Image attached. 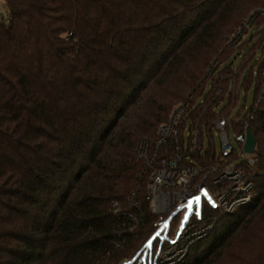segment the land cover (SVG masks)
<instances>
[{"label":"trees","instance_id":"16d2710c","mask_svg":"<svg viewBox=\"0 0 264 264\" xmlns=\"http://www.w3.org/2000/svg\"><path fill=\"white\" fill-rule=\"evenodd\" d=\"M3 2L10 19L0 14V264H105L119 238L133 244L131 258L151 231L136 245L110 205L129 209L144 181L136 141L152 140L206 77L240 71L230 55L250 42L235 49L225 38L264 0ZM253 45L242 68L254 60ZM262 50L243 84L253 81L259 98L250 123L258 156L252 202L224 214L179 264H264ZM134 199L147 209L143 190Z\"/></svg>","mask_w":264,"mask_h":264},{"label":"built area","instance_id":"2783aa9c","mask_svg":"<svg viewBox=\"0 0 264 264\" xmlns=\"http://www.w3.org/2000/svg\"><path fill=\"white\" fill-rule=\"evenodd\" d=\"M1 15L8 24L10 16L7 12ZM260 59L261 54L254 58L256 69ZM212 69L213 65L208 71L213 73ZM237 99V82L231 79V72L207 78L187 100L171 110L167 120L159 125L155 139H141L136 143L137 159L142 164L144 177L138 187L144 191L149 212L157 215L153 223L156 229L149 239L159 232L157 238L167 239L173 246L181 237L188 236L186 244H190L205 236L209 226L198 225L197 217L188 225L184 218L182 225L178 226L180 214L190 217L194 213L186 205L195 196L201 195L202 190L207 191L209 197L201 196L202 205L199 204V207L206 205L211 210L232 213L251 204L255 177L258 176V156L255 147L248 152L244 145L246 130L254 119L253 103H257L259 98H253L248 107L243 106L235 114ZM215 135L219 137V148L215 145ZM232 139L239 146V152ZM129 201L135 203L132 210L122 209L115 200L111 201L110 206L113 216L123 219L122 225L126 229L136 228L143 215V205L132 198ZM195 207L193 205V209ZM177 219L176 232L171 236L165 235L170 223ZM184 225V229H181ZM145 244L142 260L148 251ZM186 249H172L168 259L164 260L181 261ZM129 261L126 259L122 263Z\"/></svg>","mask_w":264,"mask_h":264},{"label":"rangeland","instance_id":"374dc122","mask_svg":"<svg viewBox=\"0 0 264 264\" xmlns=\"http://www.w3.org/2000/svg\"><path fill=\"white\" fill-rule=\"evenodd\" d=\"M3 3H4L3 0H0V13L1 14L5 13L7 10ZM233 39H234V41H233ZM246 42H250L248 47H245L242 51L236 50L235 52L231 53V55H230V61H231L232 67L240 69L239 72L232 70V73H231V79H233L235 82H237V89H238V99L236 101L235 114L238 113V110L242 109L243 106L248 107L252 103L253 98H254V88H255L254 82L250 81V84L245 86V87L243 84L245 82L246 76L249 74V72L251 70V65L255 64V61L252 59L247 64V66H245L243 68L241 67V64H242V59L244 62L247 59V57H245V56L243 57V55L248 51V49L250 47H252L253 44H254L253 48L257 49L256 55L254 56V58L256 56L258 57L261 53V49L264 48V5L257 6V7H254L253 9H251L244 16V18L242 19V22L237 26L236 30L233 33L229 34L225 38L224 45H226V47L228 46L229 48L234 47L235 49H238L241 44H245ZM254 49H253V51H254ZM262 51H264V50H262ZM233 56H234V58H232ZM255 73H256V66H255V69L252 70V75L254 76ZM238 77H239V80L237 81ZM207 78L208 77H206L204 80H206ZM190 94H192V91L189 93V95L185 99H183L180 102L175 103L171 107V109L168 113V116H169L171 110L175 106H177L178 104L187 100L189 98ZM168 116H167V118H168ZM167 118H166V120H167ZM159 125H158V127H159ZM158 127H157V129H158ZM156 133H157V130H156ZM155 137H156V135H155ZM155 137L153 139H155ZM141 139H148V138H140L136 141V143ZM214 139H215V145H217V148H219V137L217 135H215ZM136 143H135V146H136ZM232 144L237 148V152H239V146L234 143L233 139H232ZM135 151H136V148H135ZM136 157H137V154H136ZM138 191H139V187L137 184L136 187L130 192V197L128 198V200L130 198L135 200L134 197L136 198ZM115 201H117V200H115ZM119 204L121 206V203H119ZM133 204H135V203L128 201L127 208H129V210H132L134 208ZM201 205H202V203L200 204V206ZM238 209H236L235 211H237ZM149 210H150L149 207L147 209L142 207L141 211L143 212V215L140 216L142 218V220L139 222L138 226L136 228L134 227L131 229H126V228L124 229V231L134 233L133 234V236H134L133 242H135L136 245L138 243H140V241H142L147 236V234L151 231V233L147 237V240H148L152 236L154 230L156 229V226H154L153 223L157 220V215L153 216L149 212ZM235 211H233L232 213H234ZM199 213H200L199 216H197L195 214V212L192 213V215H190V217L187 216L188 218H187L186 225L194 222V220L197 217V218H199L198 221L196 222L198 225L200 224V226H207V227L209 226L208 230L206 231L207 233L205 234V236H203L202 238L199 239V240H201V239L206 238L208 236L210 231L213 230L215 222L220 220V218H222L223 215L226 213H223V211L218 210V209L211 210L210 208H207L206 205H205V207L204 206L199 207ZM112 216H113V214H112ZM148 217H150V219ZM179 217H180L179 224H178V219L174 223L173 222L170 223L167 230H165V232H164L165 235H170L172 233H175L176 230L178 229V226L180 227L182 225L185 217L183 214H180ZM190 218H192V219H190ZM177 224H178V226H176ZM184 227H185V225L181 229H184ZM147 240L141 245V247L139 248L137 253L134 256H131V258H129V254L134 250V249H132L133 244L127 243V240H125V238H122V239L119 238L118 241H115L116 243L114 246V247H116L117 252H115V254L110 259V261L106 262L105 264H123L122 261L126 260V259H130V261H129L130 263H134V262H136V260H138L140 264L141 263L142 264H179L185 258H187V256L189 255L191 245H194L198 241V240H196V241L191 242L190 244H186L188 241V236H186L184 238L181 237L177 241L176 244H174L173 246H170V243L167 241V239L156 238L155 240H153V247L151 249H148L145 258L142 260L141 256L143 253V245L147 242ZM135 244H134V246H136ZM178 247H180V248L186 247L187 248L185 255L183 256L181 261H175L174 262V261H171V259L169 261L164 260V258L168 259V256H169L168 254L172 253V249H175ZM167 250H169V251L167 252ZM129 262L125 263V264H130Z\"/></svg>","mask_w":264,"mask_h":264},{"label":"snow or ice","instance_id":"6c2138e0","mask_svg":"<svg viewBox=\"0 0 264 264\" xmlns=\"http://www.w3.org/2000/svg\"><path fill=\"white\" fill-rule=\"evenodd\" d=\"M201 196H203V197H209V193L207 192V191H201V195H199V196H195L192 200H190L189 202H188V204L186 205V207L189 209V210H192V211H194L195 212V214L197 215V216H199V204H200V201H201ZM193 205H195L196 207L193 209ZM188 217L187 216H185V219H187ZM165 227H167V225L165 224ZM158 236H160V233L159 232H157L156 234H155V236H153L151 239H149L148 241H147V243L145 244V248L146 249H151L152 247H153V240H155Z\"/></svg>","mask_w":264,"mask_h":264},{"label":"water","instance_id":"95a60500","mask_svg":"<svg viewBox=\"0 0 264 264\" xmlns=\"http://www.w3.org/2000/svg\"><path fill=\"white\" fill-rule=\"evenodd\" d=\"M256 145V138L254 137L250 128L246 130V142L244 145V149L248 152H252Z\"/></svg>","mask_w":264,"mask_h":264}]
</instances>
